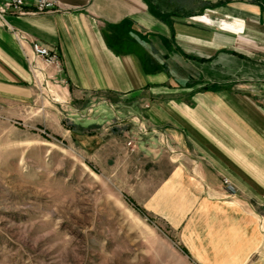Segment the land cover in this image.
<instances>
[{"label":"crops","instance_id":"obj_1","mask_svg":"<svg viewBox=\"0 0 264 264\" xmlns=\"http://www.w3.org/2000/svg\"><path fill=\"white\" fill-rule=\"evenodd\" d=\"M58 2L0 19V107L30 103L39 78L109 101L97 138L130 143L135 204L194 264H264V0ZM31 40L59 57L35 58L44 78Z\"/></svg>","mask_w":264,"mask_h":264},{"label":"rangeland","instance_id":"obj_2","mask_svg":"<svg viewBox=\"0 0 264 264\" xmlns=\"http://www.w3.org/2000/svg\"><path fill=\"white\" fill-rule=\"evenodd\" d=\"M36 89L0 107V264H194L176 231L133 207L130 143H99L110 102L69 103L42 78Z\"/></svg>","mask_w":264,"mask_h":264},{"label":"built area","instance_id":"obj_3","mask_svg":"<svg viewBox=\"0 0 264 264\" xmlns=\"http://www.w3.org/2000/svg\"><path fill=\"white\" fill-rule=\"evenodd\" d=\"M27 3L28 0H0V19L2 20L3 16L9 12L14 14L40 13L53 11L59 7L58 0H32L29 5L30 7L26 9L25 5H27ZM13 33L20 42L29 40L27 35L20 31H14ZM30 44L34 57V60L32 61L34 71H37V73L40 72L41 76H44L42 69L36 65L35 58H40L46 66L58 67L59 57L54 51L41 45L35 40H31Z\"/></svg>","mask_w":264,"mask_h":264},{"label":"trees","instance_id":"obj_4","mask_svg":"<svg viewBox=\"0 0 264 264\" xmlns=\"http://www.w3.org/2000/svg\"><path fill=\"white\" fill-rule=\"evenodd\" d=\"M131 202H132V201H131ZM132 205H133V207H134L139 213H141V214L144 213V211H143L140 207H138L137 204H134V203L132 202Z\"/></svg>","mask_w":264,"mask_h":264}]
</instances>
